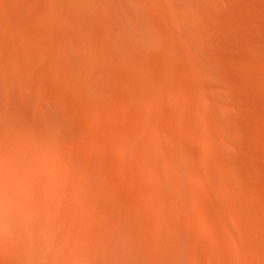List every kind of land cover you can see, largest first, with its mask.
Returning a JSON list of instances; mask_svg holds the SVG:
<instances>
[{
    "label": "bare ground",
    "instance_id": "bare-ground-1",
    "mask_svg": "<svg viewBox=\"0 0 264 264\" xmlns=\"http://www.w3.org/2000/svg\"><path fill=\"white\" fill-rule=\"evenodd\" d=\"M252 4L0 0V116L59 130L92 264H264V168L237 117L235 65L264 72Z\"/></svg>",
    "mask_w": 264,
    "mask_h": 264
},
{
    "label": "clouds",
    "instance_id": "clouds-1",
    "mask_svg": "<svg viewBox=\"0 0 264 264\" xmlns=\"http://www.w3.org/2000/svg\"><path fill=\"white\" fill-rule=\"evenodd\" d=\"M70 169L57 128L0 116V264H92L66 224Z\"/></svg>",
    "mask_w": 264,
    "mask_h": 264
},
{
    "label": "rangeland",
    "instance_id": "rangeland-1",
    "mask_svg": "<svg viewBox=\"0 0 264 264\" xmlns=\"http://www.w3.org/2000/svg\"><path fill=\"white\" fill-rule=\"evenodd\" d=\"M249 2H250V0H248ZM253 1H257V0H253ZM253 1L251 0V6L252 7H254L253 6ZM250 4V3H249ZM251 6H249V7H251ZM251 7V9H254V8H252ZM150 10V11H149ZM147 13H153L154 11L153 10H151V9H147ZM237 39V38H236ZM235 39V40H236ZM234 40V39H233ZM233 40H232V42H233ZM234 40V42H233V44L232 45H237V43L238 42H236ZM230 42V41H229ZM231 43V42H230ZM235 43V44H234ZM235 45V46H236ZM238 45L239 46H242L240 43H238ZM237 45V47H235V46H233V48H231V53H230V51L229 50H227L226 52H224V53H228V51H229V55H231V56H236L235 55V53H233L232 54V49L234 50V49H237L238 51L239 50H243L242 51V53H241V51H240V53L241 54H239L238 53V51H237V56L238 55H242L243 54V52H246L245 54H243L244 55V57L246 58V56H247V58H250L251 57V55H252V53L251 52H249V56L248 55H246L247 53H248V51H249V49L248 50H246V49H243V47H239ZM228 47V46H227ZM229 47H231V44H229ZM235 47V48H234ZM245 48V47H244ZM227 49H229V48H227ZM245 50V51H244ZM223 51H224V49H223ZM223 51H222V54H224L223 53ZM234 52V51H233ZM224 55H227V54H224ZM243 55H242V57H243ZM228 56V55H227ZM239 56V57H240ZM258 60V59H257ZM260 58H259V62H260ZM239 65L241 64V63H238ZM237 64V65H238ZM247 65V66H246ZM245 66H243V63L240 65V66H236L235 65V67L240 71V73L238 72V70L236 71L235 70V72H238L239 73V75H240V77H239V80H240V84H239V89H238V92L240 93V96L241 97H243L244 96V98H243V101H244V104H243V107L242 106H238V109H240V110H242V112L243 111H245L244 112V114L241 112V113H237L238 114V116L237 117H239V119H240V121H241V124H242V128H243V134L245 135L244 136V139H243V146H242V150H243V152L245 153V154H243V157L245 158V160L246 161H249V162H247V164L249 165V163L251 164L250 165V168H253V167H251V166H253V164L254 165H256V168L258 169V171H260V170H262L264 167V138H262V137H264V72H262V70L260 69L261 67H262V65H260V64H258L257 63V61H256V64L255 65H248V64H246ZM243 66V67H242ZM252 66V67H251ZM255 66V67H254ZM258 66L260 67L259 69H258ZM253 67H254V69H253ZM249 69V70H248ZM256 69V70H255ZM257 69H258V72H257ZM244 71H247L248 72V74L250 75V77L247 79V83H245V80L244 79H242V77H244L243 75H245V72ZM255 71V72H254ZM260 71V72H259ZM241 78V79H240ZM243 89V90H242ZM249 89V90H248ZM242 92V93H241ZM259 104V105H258ZM242 105V104H241ZM247 105V106H246ZM256 105H258V106H256ZM248 108V109H245L246 107ZM244 109V110H243ZM253 109V110H252ZM247 110V111H246ZM252 111V112H251ZM256 111V112H255ZM236 112H239V110H237V111H235V113ZM258 112V113H257ZM240 114H242V115H240ZM244 115V116H243ZM246 115V116H245ZM243 120V121H242ZM83 124H81V126H82ZM244 125H245V128H244ZM84 128H85V130L87 131V129H86V125H85V123H84ZM252 126H253V128H252ZM81 128H83V127H81ZM248 128V129H247ZM82 130V129H81ZM82 131V132H86V131ZM247 130L249 131V133H247ZM244 131L247 133H244ZM254 131V132H253ZM253 132V133H252ZM251 133V134H250ZM255 134H256V136H255ZM260 135V136H259ZM249 139H248V138ZM245 138L247 139V140H245ZM251 139V140H250ZM255 140V141H254ZM257 141V142H256ZM247 142V143H246ZM253 143V146L251 145V143ZM188 143H190L192 146H194V147H197V148H199L200 149V146L197 144V143H195V142H191V141H188ZM256 145H255V144ZM247 144L249 145V146H247ZM252 146V147H251ZM243 147H245V148H243ZM250 147V148H249ZM255 147H256V149H255ZM248 150V152L246 151V150ZM240 150H241V147H240ZM241 150V151H242ZM245 150V151H244ZM253 153V154H252ZM245 155H247V157L245 156ZM248 155H250V156H248ZM253 156H254V158H256V159H254L253 160ZM250 157H252V158H250ZM251 161V162H250ZM253 161H254V163H253ZM258 163H257V162ZM256 162V163H255ZM259 164H260V166H259ZM194 166H197L196 165V163H194ZM258 166V167H257ZM255 167V166H254ZM263 172V173H262ZM262 172H259L260 174H262V175H259L260 177V179H262V180H260L259 179V182H258V184L261 186V189H263L264 188V169L262 170Z\"/></svg>",
    "mask_w": 264,
    "mask_h": 264
}]
</instances>
